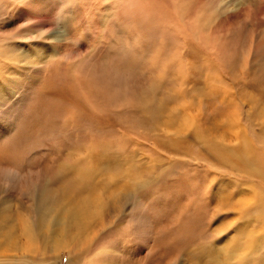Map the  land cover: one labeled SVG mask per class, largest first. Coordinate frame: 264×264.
I'll use <instances>...</instances> for the list:
<instances>
[{
  "label": "rangeland",
  "instance_id": "374dc122",
  "mask_svg": "<svg viewBox=\"0 0 264 264\" xmlns=\"http://www.w3.org/2000/svg\"><path fill=\"white\" fill-rule=\"evenodd\" d=\"M263 92L264 0H0V231L15 229L9 240L28 252L32 241L21 229L34 225L35 192L62 191L54 174L71 160L69 153L100 156L107 149L142 164L146 177L140 171L123 178L129 190L134 178L146 184L140 190L136 184L131 199L118 201L121 188L106 199L100 191L89 197L93 209L102 198L105 209L114 210L81 262L87 256L89 264H205L204 250L232 239L229 223L237 217L228 218V208L217 212L213 199L240 177L207 161L196 142L191 155L173 146L180 132L192 136L202 124L210 128L223 119L218 123L238 122L236 131L245 129L263 155L264 142L256 137L264 124ZM162 104V123L152 131V115L148 121L140 109ZM226 106L231 111L220 118ZM151 161L160 165L153 173L147 172ZM261 233L264 228H252L240 240ZM41 253L39 264H70L67 252L50 261ZM239 263L238 257L232 264ZM249 264H264V248Z\"/></svg>",
  "mask_w": 264,
  "mask_h": 264
},
{
  "label": "bare ground",
  "instance_id": "6f19581e",
  "mask_svg": "<svg viewBox=\"0 0 264 264\" xmlns=\"http://www.w3.org/2000/svg\"><path fill=\"white\" fill-rule=\"evenodd\" d=\"M56 44H58V43H56ZM32 50H34V49H32ZM30 63H32V62H30ZM226 90L228 91V89H226ZM215 92L217 94L216 90H215ZM211 93H210V95H211ZM145 94L147 95L148 93H145ZM145 94H144V96L146 97ZM149 94H150V92H149ZM198 94H200V91ZM198 94H197V97H199ZM150 95H152V93ZM150 95L146 98L149 99ZM144 96H143V99L141 98V100H144ZM225 96L228 97L229 95L228 96L225 95ZM151 97L153 98V96H151ZM213 97H215L214 94H213ZM262 97H264L263 94H262ZM162 99H165V98H162ZM166 100H168V98L165 99V103H166ZM197 100H199V99H197ZM145 101H148V100H145ZM254 101H255V99H254ZM150 102H153V101H150ZM168 102H169V100H168ZM232 102H234V101H232ZM255 102H253V103H255ZM146 103L148 104L149 102H146ZM221 103H223L222 99H221ZM228 103L225 102L223 104H228ZM151 104H149V105H151ZM155 105H156V103H155ZM157 106H158V104H157ZM161 106L163 107L164 105L163 104L159 105V109L156 108V106H155L153 108V109H156L155 111H152L153 109L150 107L146 108V109H144V108L140 109L141 115L146 116L145 118L149 119L152 115L153 118L151 119V121L153 120V123L151 124V122H150V124H149V127H150V125L153 126L151 128V130L154 128H158V126L160 125L159 122L162 121V120L161 121L159 120L160 115L164 111V110L160 111L162 109ZM228 107H232V106H226V109L223 110L222 112H220V113H222L219 115L220 118H221V116L225 117L223 115L229 114V111H231V110L229 109V111H228ZM219 111L220 110H217L216 113H218ZM149 114H151V115L149 116ZM162 115L164 116V112ZM173 117H174V115H173ZM248 117H249V115H248ZM167 118H168V116H167ZM205 118H207V117H205ZM250 118H251V116H250ZM164 119L165 118H163V120ZM169 119H170V117H169ZM169 119H165V120L170 121ZM176 119L177 118H175V120ZM261 119H262V117H261ZM165 120H164V122H166ZM175 120L172 118L171 121H175ZM203 120H205V123H206V119L203 118ZM213 120H214V118H213ZM215 120H217V119H215ZM220 120L223 121V119H219V121ZM227 120H229V119H227ZM148 121H150V119ZM219 121H216L215 126L211 125L210 128L206 124H202L201 127H197L198 129L197 128H195V129L189 128V129H193L192 133H194V134L193 135L191 134L192 136L185 137L184 135L186 132H180L181 130L177 131V132H180V134L182 133L183 136H182V138H179V139H177L178 137L176 138L177 143L174 144L173 149L175 151H177V152L174 151L177 154L180 152H183L187 155H191L192 151L195 152L197 150L196 149L194 150L189 145L191 143L196 142V143H198L197 145H199V144L201 145L199 149L205 150L204 152H205V156H206L207 161H208V157H209L214 164L224 166L223 168H226L228 171H230L232 173L239 174L237 177H240V178H236L235 176H233L237 180L236 181L230 180L231 182L223 185L224 189L223 188H222L223 190L221 189L222 192L219 194V197L216 199H213L214 202H216L217 212H221V210L224 211V209L228 208V210H229V212H227L228 218H230V215L232 214V212L235 215H237L236 224L231 223V222H230L231 224L229 223V226L234 228V235H233L232 239L228 240V242L225 241L224 244H220L218 247L214 246L213 247L214 249L210 247L211 249L206 251V250H204L205 248H203L204 252L202 253V257L205 258L206 263L204 262L205 260L203 261V259H202V263H205V264H232L233 260L239 257V261H240L239 264H249L250 259H252L254 257V254L256 253V251H263V248H264V233H261L260 235L252 234L251 235V241H249L247 243H244L240 240V238L243 235L247 234L252 228H256V227L264 228V193L262 191V187L264 188V154L262 155L261 151L258 152L259 150L255 149V147H253L255 144L252 143L251 140H249L247 131L245 129H243L242 131L238 130V132L236 131L237 130L236 128H239L238 122L233 123L234 121L230 122V120H229L228 122L226 121V123L221 124V123H218ZM143 124L145 125V123H143ZM260 129H261L260 130L261 133L262 132L263 133L262 134L260 133V135L256 134V137L259 139V140L258 139L257 140L262 143V142H264V124H261ZM160 130L162 131V129H160ZM231 130H233V131H231ZM184 131H187V130H184ZM147 132H149V131H147ZM150 133H148V134H150ZM228 133H231V134L229 135ZM162 135H164V134H162ZM177 135H179V133H177ZM150 136H151V134H150ZM152 136H154V135H152ZM165 136H162V137L164 138ZM171 136H172V134H171ZM148 137H149V135H148ZM170 139H171V137H170ZM236 141L238 142V144H232V142H236ZM154 142H155V140H154ZM261 143H260V145H262ZM80 148H82V147H80ZM78 149H77V151L80 150V149L79 150ZM93 149H95V148H93ZM186 149H190V150H186ZM256 150H258V151H256ZM69 154H70L69 158L71 160L70 161L66 160V161L62 162L61 164H58V166L56 167L58 169L55 172L56 175L54 174L55 183L58 184V186L62 189V191H59L53 195V194L49 193L46 188H43L40 191L41 193H39L37 191L35 192L36 197L32 196L31 206L33 205V207L31 208V210L35 209L37 216H35L34 225L30 230L28 229L30 227V225H28L29 227H23L21 229L22 232H25L27 234V236H25L27 238L26 240L28 241L31 238L30 240L32 241V243L29 245L28 252H26L25 254H22V250H21L22 247L16 248L14 243L11 240H9L8 234H11L12 232H16L15 229H11V231H7V233L0 231L1 232V235H0V264H39L38 263L39 261H37L38 258L36 259L35 256L40 257L39 256L40 251H42V253L45 255L46 259H48L49 261L51 259L55 260L56 258H58V259L61 258L60 256H62L64 254V252H67V254L69 255V259H70V264H76V261H79L80 264H89V258L87 256H85L86 259L84 260V262H81V257L84 258L85 252H88V250H89V248H91L92 244L94 242H96V240H97L96 237H98L97 236L98 234L96 233V231L101 233V232H104L106 230V227L104 226V222L107 219V216L110 214V212L112 210H114V209H112V210L107 209L106 210L105 208H107L109 205H107V207H105L106 205L101 204L102 203L101 201H103V203H104V201H105L104 199L107 198L106 196H108L109 193H110L109 196H111V195H113V193H115L116 189L118 191V189H120V188H121V190L123 189L124 194H123V196L119 195L117 197L118 201H121L122 199H131L133 195H129V194L134 193L132 190L136 187V184H137L138 189H139V185L141 186V184L142 185L146 184V183H143V180L140 179L139 182H137V179L134 178L133 179L135 182V183H133L134 187H132V189L129 190L128 187H131V183H130V181H126L128 179V177H131L135 174H137V176H138L139 172L140 171L142 172L144 170V169L142 170V168H140L142 164H140V165L136 164L137 167L134 166L133 162H135V161L132 160L130 157H126V159L123 161L120 159V155H118V154L111 156V153L107 149H103L100 152V156L93 153L92 151L85 154V155H80L81 151H79L78 156H76L75 152H72ZM193 154L195 155V153H193ZM197 156H198V154H197ZM131 157L136 158L135 155H132ZM152 164H153L152 166H149L150 167L149 169L147 168V172L151 171L153 173L155 170L158 169L157 167L160 166V165H158V166L155 165L154 162H152ZM141 174H143V176H145L144 171ZM141 174H140V176H141ZM146 176H147V174H146ZM123 178H127V179L126 180L124 179L125 181H123ZM145 181L147 182V180H145ZM62 184H64L63 188H62ZM229 187L230 188L234 187V189L229 190L228 189ZM110 190H114V191L110 192ZM97 191L103 192V194H104V192H107V194L105 193L106 195L105 196L103 195V198H104L103 200H101L102 198L100 199L98 194L96 195L100 199V205L99 204L96 205L97 203H99V201H98L99 199H98V197L95 198L98 200L96 201L97 203L95 204L97 207L94 208L95 209L94 210L92 203H91V207H90L89 197L93 196ZM117 191H116V193H117ZM241 191L243 194H246L245 191H249L250 193L246 194V195H248V197L245 198V197H242L243 195H240ZM118 192H120V191H118ZM236 194L240 195L238 201H234V197ZM82 196H87L86 200L85 199H81V200L79 199V201L71 200V198L78 199ZM109 199L106 201H109ZM113 200H115V199H113ZM94 203H95V201H94ZM114 203H115V201H114ZM17 204H18V202H17ZM28 204H30V203H28ZM117 207L119 208V206H117ZM99 209H100V214H97L96 211L99 212ZM91 212L94 215L95 214H97L98 216L100 215V217H102L103 223H101L102 221L99 220L98 216H95V218H90ZM114 212L112 214H114ZM117 212L118 211H116V213ZM18 214H20V213L18 212ZM28 215H29L28 218H30L29 213H28ZM119 215H117V216H119ZM245 217H252L255 220V222L242 221V219H244ZM20 218H21V216H20ZM20 218H18V220H21ZM112 218H113V216H112ZM32 219H33V217H32ZM32 219L30 218L29 221L32 222ZM26 220H27V218H26ZM99 223H100V230L99 229L97 230L96 227L98 228ZM113 223H114V219L112 221V224ZM25 226H27V225H25ZM92 226L94 228H91ZM113 227H115V226L113 225ZM31 231H34V232L31 233ZM90 232H93V233L90 234ZM101 235H102V233H101ZM34 242H36V244H33ZM244 249H247L250 253H252V256L246 259L245 256L238 255L241 252V250H244ZM196 251H198V250H195L194 253ZM100 255L102 256L103 254H100ZM196 255H197V253H196ZM198 257H200V255ZM100 258L102 259V257H100ZM10 259L13 262L8 261ZM101 259H100V261H101ZM200 261H201V259H200Z\"/></svg>",
  "mask_w": 264,
  "mask_h": 264
}]
</instances>
